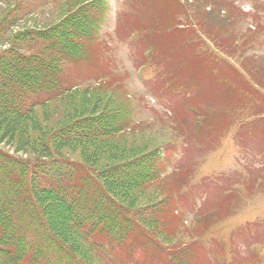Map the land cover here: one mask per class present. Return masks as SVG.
Here are the masks:
<instances>
[{"label": "rangeland", "instance_id": "rangeland-1", "mask_svg": "<svg viewBox=\"0 0 264 264\" xmlns=\"http://www.w3.org/2000/svg\"><path fill=\"white\" fill-rule=\"evenodd\" d=\"M93 1L0 0V56L6 52L5 49L31 52L29 49L37 47L38 43L36 40L26 41V31H44L60 24L69 15V18L79 15L87 18L96 12L93 10ZM211 2L212 0H105V19L98 40L109 50L110 58L104 63L103 69L114 68L117 74L98 85H89L87 90L52 101L44 107H36L24 117L0 116V153L15 159V168L19 164L30 167L36 164L35 172L42 173L49 160L64 158L72 160L74 164H83L100 171L111 165L137 159L157 148L162 159L160 167L164 168L165 173L190 169L188 175L193 180L194 168L196 175L192 184L197 186L188 190L190 202L177 207L179 211H183V216L171 211L158 215L147 211L144 215H139L141 210L169 199L182 183L181 175L132 191L123 192L107 187V192L124 210L141 221L152 239L168 250L169 256L162 257L161 264H178L174 262L178 261V257H183V264H204L208 258L205 253H200L203 247L211 253L210 258L215 264H249L255 260L247 255L254 246H248L243 234L231 238V232L237 221L240 220L239 224L244 221V214L249 208L251 220L256 219L259 213H264V194L259 195L262 201H255L248 208L245 204L239 214L228 220V224H212L211 218H207L208 214L199 215L197 212V208L212 199L219 202L222 191L232 187L229 182L231 176L225 177L230 173L225 169L222 171L220 161L233 165L234 160L240 158L236 159L234 156L231 149L233 140L228 137L221 150L224 151L221 158L216 157V151L206 160L209 164L207 171H204L205 166L195 164L202 155V149L187 146L185 141L191 131L192 121H195V111L199 109L201 120H204L203 113L209 110L222 112L223 108L232 104L239 88L234 87L232 93L224 87L217 100L220 107L209 108L214 103L218 82L222 85L229 81L227 85L231 86L235 83L238 85V80L246 82L253 79L264 86V0H234L232 5H226L225 0H215V4ZM225 6H229V10L223 11ZM180 21L182 24L186 21L187 28L179 33L168 30L171 22L173 27ZM197 28L208 38L201 43L205 45L203 56L199 53L201 44L197 46V38H193L191 33ZM183 31L185 33L180 34ZM173 42L175 43L172 45ZM217 45L220 50L214 48L218 56L213 55V58H219L204 59L205 52ZM243 46L245 56H241ZM83 60V63L70 65L68 77L71 81H78L79 77L85 82L91 80L90 76L95 73L90 67L93 65L91 50ZM231 65L241 70L239 77L232 74ZM174 67L178 69L177 78L172 75ZM243 68L251 76H247ZM129 107L132 108V113L125 119L132 120V130L124 134L97 140H71L67 136L68 132L76 130L77 122H82L85 117L105 111L107 114L125 117L124 112ZM214 120L221 121L219 116ZM45 171L49 172L46 168ZM215 171L221 172L219 182L203 184L208 179V174ZM172 175L174 174L169 176ZM130 176H133L132 172ZM48 181L51 182L52 179ZM198 187L211 191L204 196V199L207 198L205 201L196 199ZM72 193L71 198H66V195L61 197L68 206H75L82 200L78 187L72 189ZM41 203L42 206L46 205L44 201ZM51 206L52 214L44 211L45 217L48 222L53 220L50 226L58 237L64 232L61 217L67 213L64 207L65 212L60 208L59 203L52 202ZM205 222L209 228L201 236V242L198 236ZM225 233L227 236H224ZM74 235L79 241L78 234L75 232ZM75 237L70 234L69 238L73 240L71 242H75ZM257 240L262 241L260 238ZM59 241L70 246L64 238L60 237ZM194 245L198 247L195 249ZM185 248L188 249L186 256L183 255ZM260 250V256L264 259V246L261 245ZM124 254V249L115 248L105 256L93 251L84 258L87 264H124ZM174 255L178 257H170Z\"/></svg>", "mask_w": 264, "mask_h": 264}, {"label": "trees", "instance_id": "trees-1", "mask_svg": "<svg viewBox=\"0 0 264 264\" xmlns=\"http://www.w3.org/2000/svg\"><path fill=\"white\" fill-rule=\"evenodd\" d=\"M99 2V0L93 1V10L96 12L87 18H83L81 15L69 18V15L60 24H55L45 31H40L38 36L44 47L34 55L14 57V59L7 58L6 55L0 57L1 104H13L15 95H23L30 88L31 90L36 89L39 83L45 84L51 79L54 80L56 73L52 66L56 59L64 61L68 56L75 59L83 54V41L91 40L95 33L99 31L103 13ZM58 43L65 46L58 50ZM54 69L56 71L57 68ZM105 112H102V114ZM76 134L75 136L69 134L68 138L71 140L90 139L86 135L81 136L80 131H76ZM91 138V140H97L102 137L95 136ZM118 164L111 166H117ZM6 171H9L10 174H18L19 177L14 180L12 177L1 175L0 178V264H36L35 262L43 255V249H48L50 245L55 247L60 237L70 243L69 246L59 241L71 253L78 251V254L80 253L82 257L89 256L87 245L83 247V243H80V240L78 241V238L74 235L75 230L70 220L72 210L68 211L66 209L67 206L61 196L50 189L45 190L41 187L39 179H35L37 184L35 185L26 169L16 171L9 168ZM92 200H99L98 195L88 196L83 205L92 204ZM42 201L46 202V205L42 206ZM52 202L59 203L60 208L63 209L64 207L67 213V215L62 213L64 217L60 215L64 232L62 235H58L59 238L50 226L53 220L48 222L44 212L52 214ZM57 212L61 213L58 210ZM37 231L40 232L39 235H37ZM15 234L19 236L21 242L13 244V239L18 238ZM70 234L75 237V242H71L73 240L69 238ZM76 234L81 239L80 233L77 232ZM40 235L49 236V245L47 247L44 242L42 245L38 243L37 252L38 236L40 237Z\"/></svg>", "mask_w": 264, "mask_h": 264}]
</instances>
